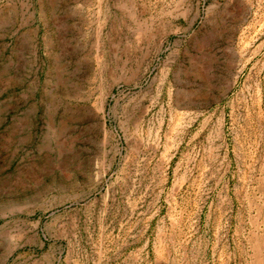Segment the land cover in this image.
I'll return each mask as SVG.
<instances>
[{"label": "rangeland", "instance_id": "374dc122", "mask_svg": "<svg viewBox=\"0 0 264 264\" xmlns=\"http://www.w3.org/2000/svg\"><path fill=\"white\" fill-rule=\"evenodd\" d=\"M0 264H264V0H0Z\"/></svg>", "mask_w": 264, "mask_h": 264}, {"label": "bare ground", "instance_id": "6f19581e", "mask_svg": "<svg viewBox=\"0 0 264 264\" xmlns=\"http://www.w3.org/2000/svg\"><path fill=\"white\" fill-rule=\"evenodd\" d=\"M102 53V52H101Z\"/></svg>", "mask_w": 264, "mask_h": 264}]
</instances>
